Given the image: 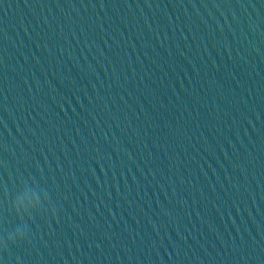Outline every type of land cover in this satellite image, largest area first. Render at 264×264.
I'll return each mask as SVG.
<instances>
[{"label": "water", "instance_id": "95a60500", "mask_svg": "<svg viewBox=\"0 0 264 264\" xmlns=\"http://www.w3.org/2000/svg\"><path fill=\"white\" fill-rule=\"evenodd\" d=\"M0 264H264V0H0Z\"/></svg>", "mask_w": 264, "mask_h": 264}]
</instances>
